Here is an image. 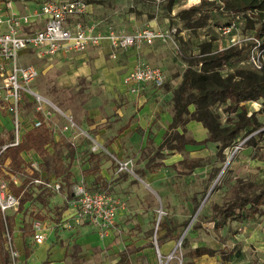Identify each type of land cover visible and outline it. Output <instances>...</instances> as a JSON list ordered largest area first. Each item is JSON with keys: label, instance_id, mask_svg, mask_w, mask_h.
Masks as SVG:
<instances>
[{"label": "crops", "instance_id": "obj_1", "mask_svg": "<svg viewBox=\"0 0 264 264\" xmlns=\"http://www.w3.org/2000/svg\"><path fill=\"white\" fill-rule=\"evenodd\" d=\"M6 1L0 0V10L4 16L9 15L4 7ZM46 1L71 0H12L11 7L15 14L27 15ZM81 1L85 5L84 13L69 17L67 21L69 27L75 22H82L95 25L97 31L103 33L110 29L133 33L146 27L162 32L170 27H178L181 30V35H175L166 42L155 41L150 47L117 49L111 47L107 41H101L97 46H90L82 52L58 53L41 58L47 70L57 65L69 75L87 83L82 90L86 101L81 113L78 114L77 110L76 113L74 112L79 116L77 129L74 131L64 129L55 115H52L45 124L51 132L53 146L58 147L63 144L68 146V149L62 153L61 161L63 164L65 162L69 164L70 181L81 180L90 190L97 180L104 183L112 181L113 187L109 192L113 193L125 182H121L116 170L112 171L108 159L99 154H92V144L105 145V150L116 154V158L119 159L130 155L127 157L133 162L134 169H144L147 159H140L143 156L141 151L149 146L157 147L171 123L172 93L180 83L186 68L185 63L176 57V53L181 45L188 42L191 44L193 41L190 39L191 33L184 29L183 24L175 16L179 11V9L175 10L176 3L167 8L160 4L162 0ZM170 21H176L177 24H171ZM43 25V17H32L31 23L23 26L22 30L30 32L41 29ZM216 47L220 50L225 46H221L218 42ZM142 64L162 70L164 76L162 88L156 89L153 85L146 84L140 86L135 93L129 91L124 84V77L135 66ZM63 82L62 87L67 86L64 85L65 81ZM33 90L37 93L41 92L36 88ZM24 108L29 111L27 114ZM189 110L192 111L193 107H189ZM22 116L24 134L32 128V121L38 117L33 113V105L29 100L24 103ZM185 128L196 141L203 140L207 136L206 130L195 121H189ZM3 130L10 131L8 116L4 111L0 112V132ZM7 143L3 142L2 145ZM207 145L215 146L212 143ZM188 147L193 145L185 146ZM69 150L72 151L71 159L65 157ZM47 151L52 155L50 148ZM133 154L137 156H131ZM21 157L26 164L37 166L41 163L40 158L33 151L23 152ZM42 177L54 183L61 182L52 174L45 175L44 172H40L39 178ZM67 206L60 209L61 213L56 217L61 218L59 221H53L51 224L50 220L42 222L45 240L41 244H31L30 233L24 235L19 230L13 231V242L18 259L26 261L24 264H41L43 261L47 264H116L119 260V252L122 250L121 240L115 233L118 230L117 215L113 226L105 233H100L87 221L77 222L72 218L73 207ZM67 213H70V216L65 217ZM240 237L250 243L253 242L259 249L264 248V225H246L242 232L236 234L235 240ZM161 248L163 251L168 249L167 245ZM148 250L149 248L141 247L136 250V254L140 252L146 254ZM257 258L261 260L262 256L258 254Z\"/></svg>", "mask_w": 264, "mask_h": 264}, {"label": "rangeland", "instance_id": "obj_2", "mask_svg": "<svg viewBox=\"0 0 264 264\" xmlns=\"http://www.w3.org/2000/svg\"><path fill=\"white\" fill-rule=\"evenodd\" d=\"M168 1L162 0L160 4L168 8L170 7ZM175 3L177 11V9L181 10L197 5L199 0H178ZM208 15L209 19L204 28L197 29L193 33L189 31L190 39L193 42L179 47L176 57L180 61H183L185 56L197 54L198 44L196 43L211 39L215 41V44L219 42L221 46H225L228 38L221 34L219 27L223 28L232 24L234 29L231 33L237 38L254 37V31L245 28L244 19L239 14L236 17L225 10L212 9L208 10ZM248 15L251 16L250 13ZM170 23L177 24L176 21H170ZM248 42L250 41L247 40ZM22 63L32 64L39 71L32 84L33 88L40 90L41 95L62 110L76 125L78 114L81 113L82 106L86 101L82 90L87 83L75 78L76 76L69 75L57 65L47 70L43 60L35 57L32 53L23 54ZM240 65L248 67L246 60L242 64H234V66ZM63 81L67 86L62 87ZM261 103V100L247 102L244 103V106L249 113H258L261 109V113L257 114V119L264 125V107ZM24 110H26L25 114L29 112L25 108ZM75 110L78 112L77 116L74 114ZM216 111L220 116L221 123L225 124L228 114L223 112V106L218 107ZM55 117L60 120L61 127H63L65 121L57 115ZM230 117L232 116L230 115ZM72 130L74 131V129ZM262 130L264 127L258 131ZM185 136L192 138L187 130ZM10 138L11 131H1L0 147L3 142H9ZM246 138L248 137L238 138L234 147L226 151L223 163L217 161L214 145L188 147L185 148L187 150L184 149L181 152L161 151L158 154H154L156 149L154 146L142 150L143 156L140 159L146 158L147 162L150 161L149 169L146 168V164L144 169H134V164H132V173L117 175L121 178V182L125 183L111 193L120 205L116 218L118 230L115 232L116 237L121 240L122 250L119 252V257L126 256L131 264H160L156 257L155 243L162 255L163 264H187L189 261H193L195 264H264V248L259 249L253 242L245 241L241 237L235 240L236 234L242 232L246 225H264V215H250L251 211H248L247 219L241 222L229 221L228 229L223 228L217 231L213 229V222L210 219L212 202L220 203L230 197L237 179L241 180L248 189L252 188L254 183L264 181V162L252 158L255 150L243 146ZM255 142L256 149L261 153L264 152V133L255 136ZM89 144L91 143L89 142ZM49 148L52 155L57 153L59 156L60 153L62 156L68 146L63 144L54 147L52 144L47 147V149ZM92 154L104 156L110 161L112 171H115L116 166L113 158L117 155L107 152L105 145L98 146V151L92 152ZM125 156L122 157V160L130 159L127 157L130 155ZM131 156L136 157L137 155ZM227 160V165L223 169ZM0 163L1 165L5 164L2 160ZM161 163V166H157ZM65 164L66 162L63 165ZM37 168L38 171L42 169L40 164L37 165ZM217 168H220V171L215 174ZM32 171L33 167L31 163H28L24 172L16 176L18 183H22L23 179H26L23 187L27 200L22 206L18 205L16 210H9L4 214L6 227L10 231L5 230L2 233L5 258L1 264L26 263L19 259H15L13 263L11 261L10 249L16 251L13 231L19 230L24 235H28L31 234L33 221L50 220V224L53 221H59L61 218L56 217L61 213L60 209L70 205L74 200L72 187L79 183L85 185L81 180L70 181L69 187L57 181L60 186L57 192L45 185L46 183L54 184L53 181H49L45 177L41 178L45 184L30 183ZM112 184V181L104 183L97 180L95 186L91 188L94 191L109 192L113 187ZM207 194L209 195L206 197ZM66 196L69 197L66 198ZM202 202L200 211L194 216L197 210L194 208V204L199 203L200 205ZM67 216H70V213H67L65 217ZM179 239L180 247L178 246L174 254L175 257L168 259V254ZM25 240L27 241L28 238L26 237ZM31 241V244L35 245L32 238ZM163 245H167L166 251L161 248ZM141 247L149 248L146 254L143 252L136 254V250ZM196 248H204L209 252L197 258L192 257V251ZM258 254L262 256L261 260L257 258Z\"/></svg>", "mask_w": 264, "mask_h": 264}, {"label": "trees", "instance_id": "obj_3", "mask_svg": "<svg viewBox=\"0 0 264 264\" xmlns=\"http://www.w3.org/2000/svg\"><path fill=\"white\" fill-rule=\"evenodd\" d=\"M176 1L178 0H169L168 3L172 5ZM212 9L225 10L236 17L239 14L244 19L245 28L254 31L253 38L264 41V0H199V4L179 10L175 16L183 24L184 29L193 33L207 25L208 10ZM249 13L251 16L248 15ZM220 28L222 27L218 29ZM197 46V54L183 58L186 68L180 83L172 93L171 123L154 154L161 151L181 152L186 145L204 146L212 143L216 147L217 161L223 163L226 151L234 147L238 138L245 136L248 138L243 142V146L254 148L252 158L264 162V152L261 153L256 149L255 142V136L264 133V130L258 131L264 127L257 119L261 109L258 113H249L244 106V103L261 100L264 107V68L257 71L249 66H234L247 60L251 42H246L241 48L230 46L219 50L215 41L210 39L198 43ZM220 106H223V112L228 114L225 124L221 123L216 111ZM189 107H193V110L190 111ZM189 121L199 123L206 130V138L196 141L186 137L185 125ZM51 145V132L42 123L39 127L26 131L17 146L6 147L1 160L7 161L9 175H20L26 166L21 153L33 151L40 158L42 169L33 170L31 177L39 178V172H44L45 175L52 174L69 187L71 179L69 164L63 165L60 153L59 156L57 153L49 154L47 147ZM71 156L72 151L69 150L66 158L71 159ZM149 162L148 160L146 163L147 169ZM161 165L162 163L157 166ZM219 171L220 168L215 169V174ZM0 177L9 179V176L4 175L1 170ZM25 182L26 179H23L20 186L9 183L12 194L20 197V206L27 200L23 191ZM198 205L199 203H195L194 208L197 209ZM248 211H251L250 215H264V181L254 183L253 187L248 189L241 180L237 179L230 197L220 203L213 201L210 216L213 229L215 231L228 229L229 221L241 222L247 219ZM5 230L10 231L6 227L5 217L0 212V264L5 258L2 241V233ZM208 252L207 249L196 248L191 256L197 258ZM41 264L47 262L43 261ZM116 264H130V262L122 255ZM187 264L195 263L189 261Z\"/></svg>", "mask_w": 264, "mask_h": 264}, {"label": "built area", "instance_id": "obj_4", "mask_svg": "<svg viewBox=\"0 0 264 264\" xmlns=\"http://www.w3.org/2000/svg\"><path fill=\"white\" fill-rule=\"evenodd\" d=\"M12 0H7L4 7L9 15L4 16L0 10V112L4 111L9 120L11 138L10 141L0 147V161L3 151L8 146H17L23 138V107L29 100L33 105V113L37 115L31 127H39L42 123L57 115L65 121L64 129H77L75 123L62 110L55 106L41 94L32 88V83L38 76L37 69L31 64H22L21 55L32 53L37 58L51 57L58 53L82 52L88 47L97 46L101 41H107L111 47L117 49H138L142 46H152L155 41L166 42L175 35H181L178 27H170L167 31H155L152 28H141L133 33L108 30L99 32L93 24L75 22L68 26V18L84 13L85 5L81 0L71 1H46L39 8L32 10L27 15H17L12 11ZM32 17H43L44 25L41 29L23 32L22 27L31 23ZM234 25L220 28L222 35H226V47L241 48L248 41L251 46L248 50L246 63L253 70L264 68V41L258 38L239 39L231 34ZM124 84L129 91L136 92L140 86L153 85L154 88H162L164 76L162 70L150 65H137L125 77ZM89 139V138H88ZM90 140V139H89ZM92 152L98 151V146L92 144ZM116 173H132L130 159L113 158ZM5 163V162H4ZM33 170L38 171L32 164ZM0 170L9 179L0 177V212L4 214L9 210H16L19 205V196L10 191L9 183L20 186L16 176L9 175L7 163L1 165ZM30 183L43 184L40 178H30ZM45 184V183H44ZM52 190H59L57 183L45 184ZM24 191V188H23ZM74 200L70 203L73 207L72 218L77 222L87 221L100 233H105L113 226L120 205L117 199L107 191H91L82 183L72 187ZM35 244H41L45 240L44 227L41 221H33L31 234ZM156 257L161 261L162 255L154 243ZM180 243L176 244L167 258L172 259ZM12 263L18 259L16 251L10 249Z\"/></svg>", "mask_w": 264, "mask_h": 264}, {"label": "water", "instance_id": "obj_5", "mask_svg": "<svg viewBox=\"0 0 264 264\" xmlns=\"http://www.w3.org/2000/svg\"><path fill=\"white\" fill-rule=\"evenodd\" d=\"M227 162H228V160L225 162V165H224L223 169H224L225 166L227 165ZM223 169L221 170V172L223 171ZM208 195H209V194H207L206 197H207ZM202 204H203V202L198 206L197 210L195 211L194 216H196V214L200 211V209H201V207H202ZM179 243H180V239H179V241L177 242V244H179Z\"/></svg>", "mask_w": 264, "mask_h": 264}]
</instances>
